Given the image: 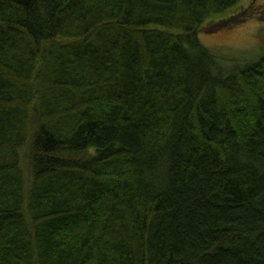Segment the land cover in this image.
<instances>
[{
	"label": "trees",
	"instance_id": "trees-1",
	"mask_svg": "<svg viewBox=\"0 0 264 264\" xmlns=\"http://www.w3.org/2000/svg\"><path fill=\"white\" fill-rule=\"evenodd\" d=\"M242 2L0 0V264H264Z\"/></svg>",
	"mask_w": 264,
	"mask_h": 264
},
{
	"label": "rangeland",
	"instance_id": "rangeland-1",
	"mask_svg": "<svg viewBox=\"0 0 264 264\" xmlns=\"http://www.w3.org/2000/svg\"><path fill=\"white\" fill-rule=\"evenodd\" d=\"M242 1L244 8L249 5L252 12L257 11L245 23L213 33L205 31L202 36L200 34L201 41L217 51L222 57V62L224 61L226 64L237 63L233 59H229L231 57L247 53V57L251 58L264 50V0ZM227 15L225 13L222 17Z\"/></svg>",
	"mask_w": 264,
	"mask_h": 264
}]
</instances>
